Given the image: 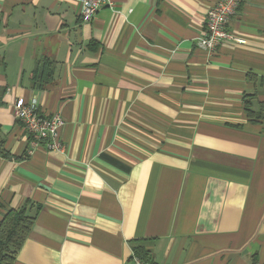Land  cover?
I'll use <instances>...</instances> for the list:
<instances>
[{"label": "crops", "instance_id": "0c3cea01", "mask_svg": "<svg viewBox=\"0 0 264 264\" xmlns=\"http://www.w3.org/2000/svg\"><path fill=\"white\" fill-rule=\"evenodd\" d=\"M217 0H0V219L29 201L11 264H264V0L197 45ZM44 59L52 78L32 85ZM58 113L60 150L31 145L17 99Z\"/></svg>", "mask_w": 264, "mask_h": 264}, {"label": "built area", "instance_id": "2783aa9c", "mask_svg": "<svg viewBox=\"0 0 264 264\" xmlns=\"http://www.w3.org/2000/svg\"><path fill=\"white\" fill-rule=\"evenodd\" d=\"M243 0H217L207 8L205 28L197 37V45L207 53L212 54L224 41L230 40L242 43L244 40L226 29L228 20L235 15ZM78 16L81 21L88 22L104 6H110L111 0H78ZM13 117L20 121L31 137V145L37 146L45 141L50 150H60L62 145L58 139V130L63 125V119L58 113L43 114L37 107L35 99L24 101L17 98L11 105ZM132 264H152L137 255L131 256Z\"/></svg>", "mask_w": 264, "mask_h": 264}, {"label": "trees", "instance_id": "16d2710c", "mask_svg": "<svg viewBox=\"0 0 264 264\" xmlns=\"http://www.w3.org/2000/svg\"><path fill=\"white\" fill-rule=\"evenodd\" d=\"M32 85L44 88L50 83L52 78L51 62L47 59L42 60L32 73ZM264 108L258 111H252L246 108L247 116L251 119L260 116ZM254 117V118H255ZM0 155L8 157L10 154L4 147V139L1 135L0 128ZM29 201L18 208H6L0 219V264H11L15 258L17 251L23 244L33 223V215L29 213ZM132 255H137L143 260L152 261L149 256V250L144 248L141 242H132ZM152 264H155L152 261Z\"/></svg>", "mask_w": 264, "mask_h": 264}]
</instances>
